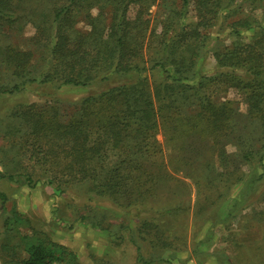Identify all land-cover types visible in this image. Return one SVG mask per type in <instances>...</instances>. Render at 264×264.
I'll use <instances>...</instances> for the list:
<instances>
[{
	"label": "rangeland",
	"instance_id": "374dc122",
	"mask_svg": "<svg viewBox=\"0 0 264 264\" xmlns=\"http://www.w3.org/2000/svg\"><path fill=\"white\" fill-rule=\"evenodd\" d=\"M8 1L13 14L0 19V174L21 176L10 180L0 175V191L7 196L0 201V264H16L25 255L23 247L38 241L61 244L65 249L62 264H264V176L258 177L264 167L242 159L245 149L260 147V139L252 132L255 120L245 91L229 85L213 94L214 101L226 102L231 109L225 132L234 133L233 141L220 146L225 165L216 158L209 129L198 120L190 129V124L183 126V171L175 174L183 183L175 182V189L171 184L170 190L147 196L129 208L124 197L116 202L88 192L91 182L68 184L59 193L48 183L49 175L28 160L25 137L29 129L24 112L30 105L35 111L45 108L48 115L55 111L57 119L65 123L82 97L111 83L59 88L56 78L44 82V76L52 72L50 44H37L34 39L40 35L39 25L50 22L51 4L44 0ZM179 4L180 0H155L149 5L150 29L155 36L146 41L145 60L159 55L155 38L169 17L175 21L171 11ZM235 7L236 12L220 13L213 27L200 28L208 35L205 51L195 61L203 74H215L218 62L212 53L237 40L228 25L248 13L249 4ZM188 12L184 21L194 23L191 8ZM76 19L73 33L89 30L83 15ZM240 32L242 42L254 36L253 30ZM186 53L183 48V55ZM15 85L20 90H12ZM195 112L196 106L191 104L185 113ZM49 136L43 140L48 141ZM156 139L164 160H174L172 149L178 145L169 144L161 128ZM52 142L50 139L56 147L63 141ZM251 177L256 183L249 189L238 184L239 178ZM173 206L175 210H165Z\"/></svg>",
	"mask_w": 264,
	"mask_h": 264
},
{
	"label": "trees",
	"instance_id": "16d2710c",
	"mask_svg": "<svg viewBox=\"0 0 264 264\" xmlns=\"http://www.w3.org/2000/svg\"><path fill=\"white\" fill-rule=\"evenodd\" d=\"M44 1L51 4L52 17L48 25H39L40 35L34 39L37 44H50L52 72L44 76V82L56 78L59 88L111 83L82 97L65 123L57 119L55 111L48 115L45 108L35 111L30 105L24 112L29 129L25 137L28 160L49 175L48 183L59 193L68 184L91 182L88 192L116 202L124 197L129 208L147 196L175 189V182L183 183L176 176L183 171V126L190 124V129L198 120L206 124L215 142L216 158L225 165L220 146L233 141L234 133L225 132L231 109L226 102L214 101L213 94L229 85L245 91L255 120L252 132L260 139V147L245 149L242 159L264 167V0H180L171 11L175 21L169 17L155 38L160 52L152 60H145L144 50L146 41L155 36L148 17L149 5L155 0ZM241 3L249 4V12L228 25L237 40L212 53L218 62L217 72L203 74L195 61L203 55L208 35L200 28L213 27L220 13L236 12L235 6ZM94 8L96 13L91 11ZM189 8L194 23L184 21ZM12 10L8 0H0V19L7 20ZM78 15L87 21L88 31L73 33ZM240 29L253 30L254 36L242 42ZM15 56L10 57L18 66ZM12 90L20 89L15 85ZM191 104L196 112L187 115ZM159 128L169 144L178 145L172 149L174 160H164L156 139ZM219 138L225 142L220 143ZM50 139L63 142L55 147ZM0 175L10 180L21 176ZM263 176L259 174V180ZM239 183L249 189L256 179L239 178ZM6 199L0 191V201ZM23 249L25 255L16 264L62 262L65 255L63 246L54 241L30 242Z\"/></svg>",
	"mask_w": 264,
	"mask_h": 264
},
{
	"label": "built area",
	"instance_id": "2783aa9c",
	"mask_svg": "<svg viewBox=\"0 0 264 264\" xmlns=\"http://www.w3.org/2000/svg\"><path fill=\"white\" fill-rule=\"evenodd\" d=\"M51 264H62V263H60V262H52Z\"/></svg>",
	"mask_w": 264,
	"mask_h": 264
}]
</instances>
